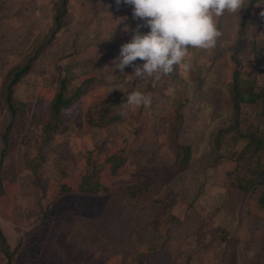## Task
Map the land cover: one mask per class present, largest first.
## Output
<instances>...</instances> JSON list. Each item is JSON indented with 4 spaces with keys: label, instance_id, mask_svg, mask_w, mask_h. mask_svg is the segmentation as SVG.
I'll use <instances>...</instances> for the list:
<instances>
[{
    "label": "rangeland",
    "instance_id": "rangeland-1",
    "mask_svg": "<svg viewBox=\"0 0 264 264\" xmlns=\"http://www.w3.org/2000/svg\"><path fill=\"white\" fill-rule=\"evenodd\" d=\"M58 1L0 0V137L10 123L0 167L15 182L11 202L0 201V230L12 264H264V207L250 196L258 185L238 189L253 180V161L234 169L226 160L228 150L242 147L226 132L233 119L230 54L243 16L249 23L264 18V0L253 7L251 0H186V41L174 73L151 48L159 7L140 31L129 10L114 29L112 10L90 11L77 1L55 40L39 49ZM37 51L13 89L15 103H39L40 91L57 88L59 79L71 90L93 78L82 105L47 138L35 118L10 122L2 91L7 72ZM239 57L245 61V53ZM109 93L123 95L121 120L89 124L85 106ZM261 110L242 108V130L256 125ZM183 146L190 157L179 168ZM95 149L124 157L109 191L75 186L59 194L62 171L78 170Z\"/></svg>",
    "mask_w": 264,
    "mask_h": 264
},
{
    "label": "trees",
    "instance_id": "trees-1",
    "mask_svg": "<svg viewBox=\"0 0 264 264\" xmlns=\"http://www.w3.org/2000/svg\"><path fill=\"white\" fill-rule=\"evenodd\" d=\"M69 1H58L52 17V27L39 49L47 47L55 40L57 33L62 28V20L67 13ZM185 2L186 0H159L157 5V8L159 7L158 24L155 29L153 46L156 59L165 65L169 73L177 71L181 51L186 41ZM254 2L255 0L250 1L252 7ZM248 17V13L245 14L239 23V39L236 40L235 51L230 54L231 66L227 80L231 95L233 119L232 125L226 132L230 134L234 146L240 144L242 147L240 150L235 148L228 150L229 155L226 160L233 161L234 169L246 164L243 162H247V159L253 161L250 172L253 180L248 181L245 185H241L239 182L238 189L244 190L257 184L258 187L250 192L251 200L264 207V36H258L256 30L248 27L246 21ZM261 22L262 27L259 30L264 32V18H261ZM37 53L38 51L25 56L20 65L7 72L2 91L11 117L10 122L15 119L29 120L35 118L37 122H40L41 131L47 138L50 133L56 132L60 128L65 117L76 112L77 107L82 105L79 97L85 92L86 84L91 82L93 78L83 79L71 90H68L66 79H59L57 88L42 89L40 91L39 103L35 105L25 102L15 103L12 99L13 89L21 77L30 71ZM242 53H245V61L242 57H239ZM249 66H251L250 69ZM244 73L249 78L244 79L242 77ZM95 90L96 88L91 91L89 97L91 100L94 97L97 98L95 94L97 91ZM99 96V101L88 103L85 106L87 108L86 121L98 127L120 121L122 115L120 105L123 95L109 93ZM243 107H245V110H250L252 114H254V110L262 108L261 117L257 118L256 125H247L245 130H242L239 121ZM9 130L10 123L0 137L3 144L0 150V164L10 147V141L7 137ZM219 136L221 137L222 134L220 133ZM220 137H218L217 143H219ZM189 157L190 148L188 146L181 147L180 154H177L179 168L187 166ZM123 166L124 157L118 149L117 152L109 151L108 153L101 149H95L93 152L86 154L81 168L72 170L69 173L62 171V179L56 190L59 194H66L70 193L75 186H78L88 194L107 193L110 189L109 181L121 173ZM5 172L0 167V201L3 199L1 202L7 205L14 195L15 182L12 180V183L9 184L6 180L14 176L11 174V176L6 175ZM0 253L5 259V264H12V253L9 252L1 230Z\"/></svg>",
    "mask_w": 264,
    "mask_h": 264
},
{
    "label": "crops",
    "instance_id": "crops-1",
    "mask_svg": "<svg viewBox=\"0 0 264 264\" xmlns=\"http://www.w3.org/2000/svg\"><path fill=\"white\" fill-rule=\"evenodd\" d=\"M78 1V2H77ZM158 1L159 0H70L69 1V5H68V11H72L76 8L75 5H72L74 3H81V8L84 9V7H87L90 11H94L97 8L101 7V6H105V8L103 9L104 12H107L106 14H109V11H113V14L111 13V15L109 16L112 19V23H114L115 27L114 29H118L120 26V16L119 13L122 10L125 11H131L133 12V17H137V20L140 22V24L138 25V27H136V30H140L142 31L143 28H147L148 24H147V16L150 18L154 17L153 13H155V8L158 5ZM84 4V5H83ZM83 5V6H82ZM140 12H143L144 15L142 16L140 14ZM83 16V15H82ZM81 16V17H82ZM81 17H78L77 20L78 21ZM145 18V19H144ZM249 24V28H251L252 30H256V34L260 37L264 36V32L260 31L259 29H261L262 27V22L261 19H258L256 21L253 22H247ZM253 25V26H252ZM135 26V25H134ZM134 33L136 34L137 31H134ZM138 37L140 38L139 40ZM148 37V36H146ZM145 37V41H147ZM134 42L136 40L137 43L139 42H144V40L142 39V36H135L133 37ZM153 44V42H152ZM152 51H153V45H151Z\"/></svg>",
    "mask_w": 264,
    "mask_h": 264
}]
</instances>
